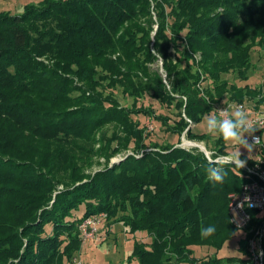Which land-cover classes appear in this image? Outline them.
Returning <instances> with one entry per match:
<instances>
[{"label":"trees","instance_id":"16d2710c","mask_svg":"<svg viewBox=\"0 0 264 264\" xmlns=\"http://www.w3.org/2000/svg\"><path fill=\"white\" fill-rule=\"evenodd\" d=\"M37 1L0 11V264H72L96 214L133 234L125 264H251L249 232L217 257L239 232L228 205L242 168L213 183L205 153L178 144L208 142L195 127L222 105L264 107L263 85L236 83L264 46V0ZM148 117L177 141L155 140ZM205 246L215 256L199 258Z\"/></svg>","mask_w":264,"mask_h":264},{"label":"rangeland","instance_id":"374dc122","mask_svg":"<svg viewBox=\"0 0 264 264\" xmlns=\"http://www.w3.org/2000/svg\"><path fill=\"white\" fill-rule=\"evenodd\" d=\"M7 1L9 2L4 7V9L12 13L21 12V10H17L15 7H12V5L15 6L19 3L23 4L24 0H7ZM32 1L36 2V0H32ZM39 1L40 0H38L37 2ZM252 63L255 67L254 68L252 67L253 71L252 73L249 74V80L244 81V80L237 79L236 83L238 85L243 86L246 83H250L253 87H258L259 85L264 86V46L261 47L258 45L257 47H255V50L252 53ZM152 67L160 70V73L162 74L163 64L161 62L153 65ZM117 93L123 105L129 106L132 104L131 98H126L120 90H118ZM142 102H144L145 104L152 103L153 105L156 106L157 112L171 113L173 114V118L175 117L174 116L175 108H168L166 106L160 105L159 103H157L155 100H153L150 97H145ZM247 111L248 113H250V111L252 110H247ZM212 115L219 116L218 110L216 109V111ZM207 117H205L204 120L201 123L197 124V126L195 127V132H197V134L201 135L203 133H208L206 129V124H205ZM148 120H149V117L144 120L145 126H147L146 124ZM154 124H157L155 126L156 131L153 133L155 140L161 143H165V142L175 143L177 141L178 137L171 136L170 134L166 133V131H164L162 127L160 126V123L154 122ZM217 137L218 136L211 134V139L208 142L202 141L203 145H205L208 150L212 151L215 147L214 141ZM245 140L248 144H251L248 142L246 138ZM234 146L236 148H234ZM238 147H239L240 153H247L248 151H256L259 148L253 145L252 149L249 150L243 145L238 146L232 143L230 144V148L232 152L237 151ZM120 158H122L121 155L113 158V161L118 160ZM100 161L104 163V159H101ZM96 165L93 167L94 170L101 168ZM78 215H81V213ZM92 216H96V217L98 216L100 219V224L98 226L95 237L93 236L94 239L93 237H89L87 241L84 240V243L82 244L81 248L77 250L75 254L76 257L74 258L72 264H74V262H77V264L78 263H81V264H125L127 256L132 252V249H133L134 238L132 234L127 232L121 223H116L112 226L108 225L107 224L108 221H105V219L107 218V216L105 215L103 217L98 214L92 215ZM136 234H137L136 238H138V240L149 241V237L143 232H137ZM242 237H243L242 232H238L233 237V239L227 240L223 248L218 252L219 256L217 255V257H229V256L239 255V250H238L239 249V239H241ZM194 249H195L196 255L199 258L205 259L208 257H212L213 255L215 256L216 249L214 247L205 246L202 249L201 248H194Z\"/></svg>","mask_w":264,"mask_h":264},{"label":"built area","instance_id":"2783aa9c","mask_svg":"<svg viewBox=\"0 0 264 264\" xmlns=\"http://www.w3.org/2000/svg\"><path fill=\"white\" fill-rule=\"evenodd\" d=\"M237 107H242L247 111L244 104L233 103L220 106L217 110L219 115V111L224 110H226L225 114H231V109ZM249 118L254 126L260 128H254L251 135L245 133V138L249 143L260 148L261 145L255 144V141L262 138V144L264 139L261 136V131L264 129V107H261L257 112L250 111ZM146 125L149 130L155 128L154 121L150 117ZM178 145L188 150L198 147L204 153H207L209 157L213 153L218 156L225 155L218 154L216 150H208L203 142L189 140L185 135L182 136ZM257 150L249 151V156L254 159V164H249L248 161L243 159L245 163L241 167L243 171L240 176L245 181L240 191L232 192L229 195L228 211L230 220L238 231L242 232L243 235H246L247 232L250 234L248 238V257L251 264H264V157ZM99 224L100 219L98 216L88 217L81 224L80 229L84 240L87 241L89 237H95Z\"/></svg>","mask_w":264,"mask_h":264},{"label":"clouds","instance_id":"9594fccd","mask_svg":"<svg viewBox=\"0 0 264 264\" xmlns=\"http://www.w3.org/2000/svg\"><path fill=\"white\" fill-rule=\"evenodd\" d=\"M220 115H209L205 121L206 129L209 134L216 135L224 142L232 143L238 146L243 145L249 150L253 145L248 144L245 140V133L251 135L254 126L249 118V113L242 107H237L231 114H225L226 110L219 111ZM260 128V127H258ZM259 138L255 141V144L264 146L261 144ZM204 159L207 161L206 172L213 183L223 184L227 176L228 168H238L244 166L245 161L241 159V153L239 147L237 151L218 156L213 153L211 157L207 153L204 154ZM216 227L206 226L201 231L202 237H211L216 232Z\"/></svg>","mask_w":264,"mask_h":264},{"label":"crops","instance_id":"0c3cea01","mask_svg":"<svg viewBox=\"0 0 264 264\" xmlns=\"http://www.w3.org/2000/svg\"><path fill=\"white\" fill-rule=\"evenodd\" d=\"M6 2V3H5ZM8 2L9 1H7V0H0V11H8V10H6V9H4V7L8 4ZM30 2H33L32 0L31 1H29V0H24V3L23 4H17V5H15V6H13L12 5V7H15L17 10H23V7L25 6V5H27V4H29ZM12 7H10V8H12ZM15 9V10H16ZM133 235V234H132ZM135 235H137V234H135Z\"/></svg>","mask_w":264,"mask_h":264}]
</instances>
